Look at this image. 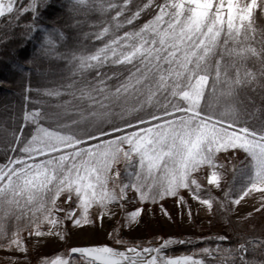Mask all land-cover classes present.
<instances>
[{"label":"snow or ice","instance_id":"6c2138e0","mask_svg":"<svg viewBox=\"0 0 264 264\" xmlns=\"http://www.w3.org/2000/svg\"><path fill=\"white\" fill-rule=\"evenodd\" d=\"M0 29L23 101L0 123V264H264L253 212L132 236L156 206L176 223L169 200L180 222L264 216V0H0ZM89 228L105 240L68 245Z\"/></svg>","mask_w":264,"mask_h":264},{"label":"rangeland","instance_id":"374dc122","mask_svg":"<svg viewBox=\"0 0 264 264\" xmlns=\"http://www.w3.org/2000/svg\"><path fill=\"white\" fill-rule=\"evenodd\" d=\"M8 73L6 71H0V79H7ZM34 82V81H33ZM20 91V87L13 81L11 88L0 87V123L7 122L8 125L12 122L14 116H18L17 112L20 111V105L22 99L17 93ZM12 93V94H11ZM14 93V94H13ZM15 106V107H14ZM255 201L248 200L247 203L242 202V205L238 209V214L231 215L233 225L231 228L218 218L208 217L199 209V206L193 205V217L194 223H188L187 210H185V220L180 222V209L176 207L170 200L164 203V207L172 214L176 223H172L167 220L160 211L159 206H156L152 212L145 216V222L142 227H139L132 236L150 239L153 236H191L200 237L208 236L215 233H235L238 229L235 221L244 216L248 212H253V218L243 222V227L246 229L250 224H254L257 228L264 225V216L260 213H255L253 204ZM197 212L200 214L197 215ZM212 221L210 224L209 221ZM108 225H105V230H108ZM105 240L104 230L99 228H89L87 231L75 232L68 241V245L87 246L95 243H99ZM66 245L58 244L50 241L48 246L43 250L47 255H55L58 251H62ZM181 247H177V252L182 251ZM4 253H0V257H3Z\"/></svg>","mask_w":264,"mask_h":264},{"label":"trees","instance_id":"16d2710c","mask_svg":"<svg viewBox=\"0 0 264 264\" xmlns=\"http://www.w3.org/2000/svg\"><path fill=\"white\" fill-rule=\"evenodd\" d=\"M3 30L2 29H0V32H2ZM29 51H31V45H29ZM37 81L34 79V84L36 83ZM12 94V93H11ZM14 94V93H13ZM22 103H23V101H22ZM21 103V104H22ZM20 112V111H19ZM19 112H17V114L19 115ZM11 124H12V122L9 124V126H11Z\"/></svg>","mask_w":264,"mask_h":264}]
</instances>
